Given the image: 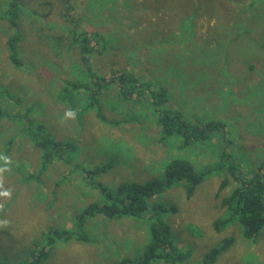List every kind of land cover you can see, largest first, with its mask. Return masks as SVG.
<instances>
[{"label": "rangeland", "instance_id": "rangeland-1", "mask_svg": "<svg viewBox=\"0 0 264 264\" xmlns=\"http://www.w3.org/2000/svg\"><path fill=\"white\" fill-rule=\"evenodd\" d=\"M6 2L0 0V86L22 100L19 107L5 102V108L18 115L17 121L0 120V156L7 158V162L0 159L4 169L0 192L10 193L0 195V258L6 264L28 261L32 251L45 246L50 232L72 231L74 218L88 205L104 201L71 166L53 161L42 171L40 145L25 136L21 119L40 124L57 141L75 144L72 166L92 169L112 164L107 173L94 178L109 190L122 183L163 179V167L173 159L189 160L199 172L220 162L219 143L214 140L191 146L179 139L164 141L155 108L144 101L115 104L113 112L105 114L113 123L106 125L97 122L92 112L81 113L83 97L73 104L59 101L62 89L68 83L83 84L84 76L71 65L75 59L69 62L77 53L67 38L70 26L59 20L55 0H25L17 23L22 34L17 50L21 68L11 67L6 47L10 32L3 19ZM188 2L75 0L73 15L81 17V31H97L107 40V52L94 62L102 73L111 71V62L139 70L152 89L168 91L167 108L181 111L189 123L222 121L232 143L228 154L250 177L264 165V0H212L213 7L201 12L199 2ZM182 7L185 13L200 12L192 33L185 30L192 24L182 20ZM61 37L67 39L58 42ZM113 92L110 97L115 98ZM69 110L75 118L66 117ZM221 175L212 174L190 200L173 183L149 202L166 213L148 209L138 218L86 219L87 242L56 240L47 248L44 264H117L138 259L149 243L150 226L159 221L169 227L175 252L187 255L179 264H203L205 256L228 238L233 244L214 264H264V229L253 241H246L237 222L220 233L212 226L226 216L220 203L228 188L216 198Z\"/></svg>", "mask_w": 264, "mask_h": 264}, {"label": "trees", "instance_id": "trees-1", "mask_svg": "<svg viewBox=\"0 0 264 264\" xmlns=\"http://www.w3.org/2000/svg\"><path fill=\"white\" fill-rule=\"evenodd\" d=\"M74 1L55 0L59 7V20L70 26L71 34L67 35V38L70 46L74 47H71L73 52L77 53L73 59H69V62L75 59V62L71 65L79 67L80 73H83L84 76V83H68L67 87L63 88L59 94V101L73 104L77 98L83 97L81 105L85 108L81 113L92 112L95 120L103 125H106L108 121L113 123L105 114L113 112L115 104L136 102L135 105H141L144 101L148 103L149 107L155 108L158 133L164 141L179 139L182 144L191 146L214 140L215 145L219 143L220 162L213 168H207L205 171L199 172L191 161L173 159L163 167V179H152L143 184L122 183L116 186L114 190H109L102 183H95L94 178L107 173L110 168H113L112 164L95 166L92 169L82 168L75 163L72 166L71 154L76 152L77 149L75 144L70 141H57L40 124L34 126L30 121L24 122L21 119L20 123L23 124L22 130L25 136L40 145L42 171H45L53 161L71 166L81 172L84 179L91 182V185L104 198L102 204L88 205L80 216L73 219L74 229L72 231L54 230L48 235L46 234L45 246L40 249L36 248L30 253V259L21 264H44L49 255L47 248H51L56 240L87 242L83 230L85 220L88 218L91 219L100 215L107 219L138 218L143 217L148 209L152 213L157 211L166 213L167 210L163 209L162 206H150V200L155 196L166 193L173 183L180 185L185 198L190 200L196 188L216 172L222 174L219 177L221 181L216 198H220L221 193L227 188L229 190L227 189V195L221 196L220 203L222 209L226 212V216L213 223L214 230L220 233L229 226L230 222H237L243 230L242 237L246 241H253L264 229V165L259 166L252 176H246L242 168H239L232 161V155L228 154L232 143L227 139L225 132L227 127L222 121L215 122L211 120L197 124L189 123L184 119L180 113L181 111L167 108L169 102L168 91L162 87L152 89V86L145 81L139 70L136 71L130 67L127 69L119 63L111 62V71L102 73L94 62H97L96 60L102 53L107 52V40L97 31L85 32L80 30L78 23L82 19L73 15L76 10ZM255 1L257 0H252L253 3ZM195 2L200 3L197 4V11L200 12L211 8V6L213 7L214 4L212 0H195ZM188 3L192 4L191 0ZM6 4L3 19L10 32L6 42L8 60L11 67L19 69L21 68V61L18 58L17 50L22 41V34L17 23L20 21V12L25 7V0H7ZM200 12L185 13V9L182 7L180 12L182 20L192 24L185 27V30H188L189 33L194 31L195 18ZM178 28V26H175L174 30H178ZM163 33L164 30L161 29L160 35L164 42L160 44V47L165 43ZM166 36L169 37L168 34ZM67 38L61 37L57 41L60 42ZM59 44L57 43V45ZM249 68L252 70L251 66ZM112 90L115 93V98L110 97ZM19 99L6 88L0 86V120L13 119V121H17L18 115L7 110L5 102H11L13 107H19V102L22 101ZM108 99L112 100L111 104H109ZM231 184H233V187L229 188ZM171 211L174 212V208H171ZM168 234L169 227L162 222L152 224L150 226L149 243L144 247L141 256L134 260L124 259L117 264H152L154 262L179 264L187 255L175 252L173 241ZM232 244L233 240L231 238L223 240L220 246L205 256L202 263L214 264L218 256L227 251ZM0 264H6V262L0 258Z\"/></svg>", "mask_w": 264, "mask_h": 264}, {"label": "clouds", "instance_id": "clouds-1", "mask_svg": "<svg viewBox=\"0 0 264 264\" xmlns=\"http://www.w3.org/2000/svg\"><path fill=\"white\" fill-rule=\"evenodd\" d=\"M65 115H66V117H69V118H75V113H74L73 111H71V110L67 111V112L65 113ZM0 159H2V160H4L5 162H7V158H6V157H2V156H0ZM3 171H4V169H3V168H0V172H3ZM0 195H3V196H5V197H7V196L10 195V193H9L7 190H5V191H3V192H0Z\"/></svg>", "mask_w": 264, "mask_h": 264}]
</instances>
